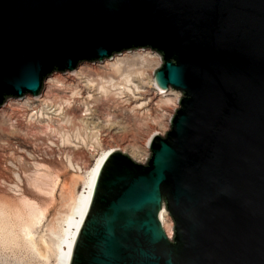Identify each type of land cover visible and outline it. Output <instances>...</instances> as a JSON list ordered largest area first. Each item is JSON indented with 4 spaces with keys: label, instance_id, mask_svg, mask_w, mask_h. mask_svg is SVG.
<instances>
[{
    "label": "water",
    "instance_id": "1",
    "mask_svg": "<svg viewBox=\"0 0 264 264\" xmlns=\"http://www.w3.org/2000/svg\"><path fill=\"white\" fill-rule=\"evenodd\" d=\"M138 48L182 95L146 163L107 155L68 264H264V0H0V105Z\"/></svg>",
    "mask_w": 264,
    "mask_h": 264
},
{
    "label": "bare ground",
    "instance_id": "2",
    "mask_svg": "<svg viewBox=\"0 0 264 264\" xmlns=\"http://www.w3.org/2000/svg\"><path fill=\"white\" fill-rule=\"evenodd\" d=\"M153 61L160 65L162 57L158 52L150 48L125 50L115 53L111 57H104L102 60H84L77 64L78 68L76 66L71 71L66 73L54 71L49 74L44 82L45 89L42 93L40 91L41 94L37 95L41 98L42 107H39L36 111L34 110L37 106H34L33 102L29 100L30 97L25 100V96L32 94H27L23 97H8L7 99H18H6V104L3 105L4 102L0 105V118L5 123L0 126V129L4 132L2 139L5 143L4 145L11 148L12 158L9 162L15 164L22 173L19 176V173L14 168L7 167L14 177L12 175L8 176L9 174L5 176L6 173L2 172L6 177L5 182L2 181L5 184L2 185L10 186L11 188V185L19 187L17 182L22 181L25 183V135H32L31 141L39 145L43 144L46 139H51V143L55 144L53 145L55 148L48 147L46 149L43 146L45 149L42 150L40 148L38 151L50 156H53L55 152L66 154L69 164L72 166L78 165L79 162L86 164L88 161L89 152L84 148L75 151L73 147L75 145L71 144L70 135L67 132L61 133L59 136L56 135L58 139H55V136L48 135L50 132H47V130L60 131L58 128H53L56 127L52 125L56 122L55 117L53 121L52 116H44V107L50 106L51 108L55 106L56 115L60 117L57 118L58 126L61 121L69 123L72 127L77 125V138L81 130H85L90 136H86L88 140L82 137V141L87 145L90 142L89 145L93 150L96 147H100V152L97 153L92 165L87 170L84 191L82 193L80 191L79 195L76 196L70 213L64 220L65 236L62 238V244H59L60 258H58L61 264L69 263L71 250L89 206L102 163L111 151L120 149L117 144L110 145L109 141L127 129L126 118L132 115L138 121L139 140H136L132 146H134L137 153H144L145 157L148 156L147 149L151 138L156 133H159L154 130L153 126H160L163 131L169 128L182 92L172 88L168 90L159 88L154 81V74L153 79L148 77L147 80L145 70ZM84 62H94V64ZM82 63L88 65L81 66L83 65ZM152 83L161 90L159 92L161 96L157 100H155L156 95L151 96L149 88H147V85ZM83 109L85 110L84 114H82ZM119 112L124 113L123 124H120L116 119ZM92 117H97L98 120L94 121ZM45 118L49 121L45 122ZM5 126L7 127L5 128ZM141 140L142 143L139 142ZM104 144H108L107 147H104ZM60 145L63 147H60ZM17 160L19 164L16 163ZM29 165L35 167V177L32 180L34 185L41 190L42 186L46 184L44 180L50 179V175L40 172L38 168L46 165L37 161H33ZM15 179L18 180L16 181ZM3 191L4 188L0 187V214L1 194ZM22 195L25 198V187ZM28 205L32 209L31 218L33 222L40 221V217L44 215L43 209H40V206L34 201H29ZM161 220L168 238L174 237V220L165 207L161 211ZM29 231L28 228L27 234H29Z\"/></svg>",
    "mask_w": 264,
    "mask_h": 264
},
{
    "label": "rangeland",
    "instance_id": "3",
    "mask_svg": "<svg viewBox=\"0 0 264 264\" xmlns=\"http://www.w3.org/2000/svg\"><path fill=\"white\" fill-rule=\"evenodd\" d=\"M84 63L94 64V62ZM84 63H82L83 65H80H88ZM158 66L159 65L156 61H153L148 67H146L145 73L147 80L148 77L153 79L154 70ZM44 82L41 93L45 89ZM147 88H149L151 96L156 95L155 100L160 98L161 94H159V92L161 90H159L155 84H149L147 85ZM162 96H164V94H162ZM28 97H30L29 100L33 102V105L37 106L34 111H36L39 107H42V101L39 96L33 97L32 95H27V97L25 96V100ZM13 99L15 100L18 98H9L7 100ZM7 100L3 105L6 104ZM54 109L55 106H52L51 108L50 106L44 107V116H52L53 121L55 117L56 122L52 125L56 126L53 128H58L60 132L47 130V132H50L48 135L55 136V139H58L56 135L59 136L61 133L67 132L70 135L71 144L75 145L73 146L75 151L84 148L87 152H89L88 161L86 164L79 162L78 165L75 164L72 166L69 164L66 154L63 155L55 152L53 156H50L42 153V151H38L40 148H42V150L45 148L48 149V147L55 148L53 146L55 144L51 143V139H46L43 144L39 145L38 143L31 141L32 135H25V183L22 181L17 182L19 187L11 185L12 187L10 188V186L2 185L5 184V176L8 174V176L12 175L7 167L14 168V170L19 173V176L22 175V173L15 164L9 162L12 158L11 148L10 146L4 145L5 143L2 139L4 132L0 129V178L2 179H0V185H2L0 187L4 188V191L1 194L0 264H61L58 258H60L59 244H62V238L65 236L64 220L70 213L72 203L76 196L79 195L80 191L81 193L84 191L86 186L85 177L87 175V170L92 165L97 153L100 152V147H96L93 150V148L89 145L90 142H88L87 145L82 141V137L88 140L86 136H90V134H88L85 130H81L80 135L77 138V125L72 127L69 123L61 121L58 126L57 118L60 117L56 115L57 111ZM84 113L85 110L82 111V114ZM123 116L124 113L119 112L118 117L116 118L120 124H123ZM92 118H94V121L98 120L97 117ZM47 120L48 119L46 118L44 119L45 122ZM126 121L128 124L127 129L124 132L119 133L114 139L110 140L109 143L110 145L117 144L121 150L129 153L136 161L146 163L148 156L145 157L144 153H137L134 146H132L136 140H139L138 136L140 131L138 121L132 115H130L129 118H126ZM4 124L5 123L2 121V118H0V126ZM6 127L7 126H5V128ZM153 128L162 135H165L168 130L163 131L160 126L156 125H154ZM139 142L142 143V140ZM59 143L62 144L60 141ZM107 145L108 144H104L103 146L107 147ZM22 147H24V145H22ZM60 147L63 146L60 145ZM147 152L149 155V148L147 149ZM33 161L46 165L41 166L38 169L40 172H45L50 175V179L44 180L47 185L45 184L42 186L43 188L41 187V190L34 185L32 180V178L35 177L34 172L36 170L35 167L30 166L29 164ZM16 163L19 164L18 160ZM2 172L6 173V175L4 174V176ZM12 176L14 177V175ZM24 187L25 198L22 195ZM29 201L36 202L38 206H40V209H43L44 215L40 217V221L38 222H33L31 218L32 209L28 205ZM28 228L30 230L28 232L29 234H27ZM172 237L173 236L169 238L172 239Z\"/></svg>",
    "mask_w": 264,
    "mask_h": 264
}]
</instances>
